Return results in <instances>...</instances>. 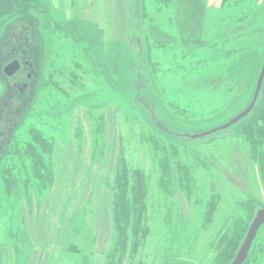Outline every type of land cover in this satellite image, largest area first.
I'll use <instances>...</instances> for the list:
<instances>
[{
	"label": "rangeland",
	"instance_id": "rangeland-1",
	"mask_svg": "<svg viewBox=\"0 0 264 264\" xmlns=\"http://www.w3.org/2000/svg\"><path fill=\"white\" fill-rule=\"evenodd\" d=\"M263 55L264 0H0V264H105L119 148L153 167L137 139L142 124L178 145L184 168L196 166L191 190L174 186L167 201L174 244L187 238L189 259L166 264H205L202 253L222 223L241 215L236 206L252 204L249 225L264 209V158L251 160L237 127L252 113L212 136H186L221 126L248 105ZM15 60L18 72L6 77ZM28 146L42 150L50 175L35 180L31 157H5ZM8 161L15 172L18 164L28 168V192L5 187ZM213 195L217 213L202 228ZM162 210L151 214L148 256L168 233L160 231ZM244 264H264V228Z\"/></svg>",
	"mask_w": 264,
	"mask_h": 264
},
{
	"label": "trees",
	"instance_id": "trees-1",
	"mask_svg": "<svg viewBox=\"0 0 264 264\" xmlns=\"http://www.w3.org/2000/svg\"><path fill=\"white\" fill-rule=\"evenodd\" d=\"M142 125H139L137 139L147 150L153 167L148 171L144 166L134 162L132 158H127L124 145L119 148L115 173L109 184L113 237L112 248L106 255L105 264H125L126 262V264H149V261L152 264H166L168 260L173 258L178 260L189 259V252L185 251L184 246L191 244L190 241L187 240L186 242L187 238H185L178 244H174L173 235L176 228H173V224L175 218L172 213V203L167 201L172 195L174 186L181 190L190 188L189 182L194 180L191 171H195L196 166L186 167L188 170L184 168L180 160L178 145L166 138L167 135L161 134L146 124ZM237 127L241 136L248 141L251 160L263 162L264 82L260 99L250 118ZM40 145L46 151L50 148L43 141L40 142ZM41 151L32 146L23 149L14 148L12 152H6L5 157L8 160L11 157H18V159L22 156L31 157L30 171L36 180L35 173L46 177L52 173L50 170L52 166L44 163ZM11 162H6V166L2 168V180L5 187L10 188L11 194H16L19 191L28 192L30 188V178L27 175L28 168L19 167L18 164L20 170L15 172L14 169L17 167L13 166ZM53 178L54 174H52ZM152 180L155 181V192L152 191ZM219 199L218 196L213 195L207 201L202 228L212 224L217 213ZM158 207L160 210L163 209L161 212L163 227H160V231L166 230L168 233L164 237L162 236L160 241L158 240L160 245H158L155 253L148 256L146 253L148 241L155 235L151 214H154ZM235 209H240L241 215L238 216L234 213L222 223L220 231L202 253L207 257L205 264H230L233 260L234 254L248 229L254 207L252 204H240ZM194 240L196 239L194 238ZM70 249L78 252L77 249L71 247ZM193 249L188 248L186 250L193 251Z\"/></svg>",
	"mask_w": 264,
	"mask_h": 264
},
{
	"label": "water",
	"instance_id": "water-1",
	"mask_svg": "<svg viewBox=\"0 0 264 264\" xmlns=\"http://www.w3.org/2000/svg\"><path fill=\"white\" fill-rule=\"evenodd\" d=\"M19 68H20L19 63L17 61H13L4 67L3 73L6 77H12L15 73L18 72ZM263 82H264V55L256 78L255 88L248 105L241 112H239L237 115L232 117L230 120H228L226 123L222 124L221 126L215 127L200 134L188 135L186 137L189 138L190 140H200L212 136L214 134L226 131L227 129L240 123L243 119L248 117L255 109L258 100L260 98ZM263 225H264V209H260L255 213L246 231L244 239L240 244L230 264H244L246 262L252 243L255 240L256 234Z\"/></svg>",
	"mask_w": 264,
	"mask_h": 264
},
{
	"label": "crops",
	"instance_id": "crops-1",
	"mask_svg": "<svg viewBox=\"0 0 264 264\" xmlns=\"http://www.w3.org/2000/svg\"><path fill=\"white\" fill-rule=\"evenodd\" d=\"M110 202H111V197H110V201H109V205H110ZM110 207V206H109ZM109 210H110V208H109ZM94 225V223H92L91 224V226H93ZM31 227H32V225H31ZM35 227V226H34ZM30 228V227H29ZM29 228H28V231H29ZM36 230V227H35V229L34 230H32L31 232H29V234L30 235H32V234H34L35 231ZM111 230H112V226H111ZM20 244H22L23 245V247H27L28 249H30L31 251H32V253L34 252H37V248L34 246V244H32L31 242H29V241H26V240H24V239H22V242H20ZM7 245H9V247L14 251V253H15V250L14 249H16L14 246H13V243L12 244H7ZM17 246L19 245V237H18V243L16 244ZM21 245V246H22ZM70 245H72L73 247L72 248H74V249H77V251H78V253H81L82 251H81V248H78V247H76L75 245H73V244H70ZM93 246V245H92ZM112 248V247H111ZM110 251V250H109ZM108 251V252H109ZM107 252V253H108ZM28 262H30V258H29V261Z\"/></svg>",
	"mask_w": 264,
	"mask_h": 264
},
{
	"label": "bare ground",
	"instance_id": "bare-ground-1",
	"mask_svg": "<svg viewBox=\"0 0 264 264\" xmlns=\"http://www.w3.org/2000/svg\"><path fill=\"white\" fill-rule=\"evenodd\" d=\"M34 229H35L34 226L30 227V228H29V232H31V231L34 230ZM260 230H261V228L258 230V232H257V234H256V237H255V240H256V238H257L258 233H259Z\"/></svg>",
	"mask_w": 264,
	"mask_h": 264
},
{
	"label": "flooded vegetation",
	"instance_id": "flooded-vegetation-1",
	"mask_svg": "<svg viewBox=\"0 0 264 264\" xmlns=\"http://www.w3.org/2000/svg\"><path fill=\"white\" fill-rule=\"evenodd\" d=\"M15 61H16V60H15ZM19 66H20V65H19ZM15 74H16V73H15ZM15 74H14V75H15ZM14 75H13V76H14Z\"/></svg>",
	"mask_w": 264,
	"mask_h": 264
}]
</instances>
